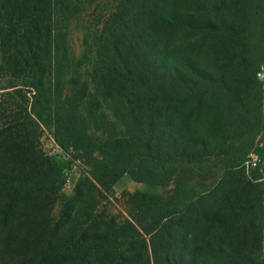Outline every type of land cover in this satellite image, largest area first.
Wrapping results in <instances>:
<instances>
[{"label":"trees","instance_id":"16d2710c","mask_svg":"<svg viewBox=\"0 0 264 264\" xmlns=\"http://www.w3.org/2000/svg\"><path fill=\"white\" fill-rule=\"evenodd\" d=\"M77 4L76 0H0V51L28 52L37 69L30 85L34 91L33 106L37 104L39 108L35 114L26 112L15 126L8 124L1 129L2 135L12 130L34 135L40 123H51L59 140L77 139L81 154L76 160L93 167L92 175L104 191L125 174L137 183L159 189L133 193L138 219L148 222V235L212 193L220 180L243 165L251 154L264 170V104L260 110L232 114L229 87L200 71L190 56L178 53L182 52L178 44L191 35L209 29L207 25L218 27L197 16L205 7V0H154L149 5L125 7L119 16L102 23L97 42L85 40L81 60L74 56L69 35L70 21L79 13ZM243 38L264 42V25H250ZM60 55L65 72L62 87L56 90L54 73L60 66ZM84 61L105 75L108 84L98 86L95 77L87 72L84 80L79 77L73 82V70ZM159 80L169 99L164 126L177 130L185 123L184 130L191 129L192 96L197 101L195 115L211 116L210 124L219 125L224 131L208 137V142L193 154L161 152L164 130L153 117L156 97L161 103L165 101L157 94H163ZM100 96L105 103L111 101L125 108L128 126L114 138L79 140L78 114L94 109ZM83 135L92 136L86 131ZM198 136L200 133L196 132L193 137ZM38 159L43 170L41 179L35 178L33 172L0 175V181L14 184L13 198L0 208V243L6 246L13 241L9 235L1 236V232L9 233L8 226L17 214L16 204L40 189L51 192L54 186V194L59 193L67 180L66 172L76 161L59 154ZM113 164L123 168L111 174ZM74 200L72 210L79 203ZM80 218L68 212L64 224L48 231L42 242L31 249L33 256L51 260L52 264L100 262V249L107 245V239L81 229ZM257 264H264V259Z\"/></svg>","mask_w":264,"mask_h":264},{"label":"rangeland","instance_id":"374dc122","mask_svg":"<svg viewBox=\"0 0 264 264\" xmlns=\"http://www.w3.org/2000/svg\"><path fill=\"white\" fill-rule=\"evenodd\" d=\"M153 1L76 0L79 13L69 27L74 56L81 60L85 40L92 44L97 42L99 28L106 19L119 16L125 7L149 5ZM197 16L221 28L205 23L209 29L178 44L182 51L178 53L190 56L200 71L229 87L232 114L260 110L264 104V42L243 36L246 37L250 25H264V0H205V7ZM60 56V66L54 73L56 90L62 87L65 72ZM36 70L28 52L0 51V131L8 124L15 126L18 119L26 117V112L39 111L37 104L33 106L34 91L30 85ZM49 71L47 68L46 72ZM86 72L95 77L98 86L108 84L106 76L85 61L73 70V82L79 77L84 80ZM161 84L159 80L163 94H157L165 101L161 103L156 97L153 113L154 120L158 121L155 124L162 125L165 132L160 142L161 152L193 154L208 142V137L224 131L219 125L210 124L211 116L195 115L197 101L192 96L191 129L184 130L185 123L177 130L164 126L169 99ZM78 115L80 133L76 138L79 140L114 138L128 126L125 108L111 101L105 103L101 96L94 109H86ZM84 131L92 136L84 137ZM196 132L200 136L193 137ZM187 134L188 137H183ZM1 135L0 175L33 172L35 178L41 179L43 170L38 156L59 154L73 161L81 154L77 139L59 140L51 123H40L34 135L25 130ZM113 165L114 172L109 169L111 174L123 168ZM92 174L93 167L80 160L73 161L59 193L54 194L52 186L51 192L40 189L35 195L33 192L22 198L18 206L16 204L17 214L8 226L9 233L1 232V236L9 235L13 242L9 246L0 243V264H52L51 260L34 257L31 249L42 242L48 231L59 223L62 226L68 212L81 216V229L87 228L107 239V245L100 249L101 260L97 264H202L203 259L229 264L263 261L264 170L255 155L248 157L247 164L227 173L212 193L198 199L184 214L168 220L149 235L145 233L147 220L137 217L133 193L159 192V189L137 183L125 174L104 191ZM13 188V182L0 181V208L13 198ZM74 199L79 203L72 210Z\"/></svg>","mask_w":264,"mask_h":264},{"label":"built area","instance_id":"2783aa9c","mask_svg":"<svg viewBox=\"0 0 264 264\" xmlns=\"http://www.w3.org/2000/svg\"><path fill=\"white\" fill-rule=\"evenodd\" d=\"M245 164H247V161L245 162Z\"/></svg>","mask_w":264,"mask_h":264}]
</instances>
